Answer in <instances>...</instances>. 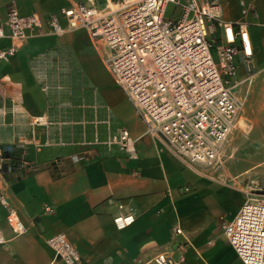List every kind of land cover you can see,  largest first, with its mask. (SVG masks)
I'll return each instance as SVG.
<instances>
[{
	"label": "crops",
	"instance_id": "crops-1",
	"mask_svg": "<svg viewBox=\"0 0 264 264\" xmlns=\"http://www.w3.org/2000/svg\"><path fill=\"white\" fill-rule=\"evenodd\" d=\"M94 1L103 6V0ZM240 1L253 4L256 11L248 21L256 73L242 88L244 108L223 147L222 167L208 172V178L192 172L159 141L144 135L85 32L31 39L8 62L0 63V147L22 143L35 151L41 146L31 171L0 177V193L8 204L0 205V230L6 239L0 247V264H63L45 243L56 234H64L77 250L79 264H153L152 259L162 253L177 260L179 248L183 264H242L222 238L219 224H214L220 218L231 220L245 193L264 183V66L257 65L264 59V48L256 50L251 33L264 28V0H219L233 12L226 17L224 11L226 20L241 18ZM10 4L21 14L41 17L66 1L0 0L2 15ZM98 69L116 92L94 84ZM97 100L110 111L108 115L99 109L100 120L110 124L104 131L119 138L120 130L129 129L133 156L118 147H76L67 152L59 145L77 137L76 124L87 123ZM75 155L84 159L73 163ZM185 187L189 193H183ZM226 196L236 199L231 207L225 206ZM108 198L134 208L131 227L114 228L116 211L103 205ZM46 206L54 213H45ZM9 210L25 226L23 235L14 237L9 230ZM214 229L220 242L212 238Z\"/></svg>",
	"mask_w": 264,
	"mask_h": 264
},
{
	"label": "built area",
	"instance_id": "built-area-1",
	"mask_svg": "<svg viewBox=\"0 0 264 264\" xmlns=\"http://www.w3.org/2000/svg\"><path fill=\"white\" fill-rule=\"evenodd\" d=\"M66 4L45 16L21 14L10 4L0 13V63L8 62L29 40L61 38L83 31L113 83L137 116L144 135L160 142L174 158L201 177L222 167L223 147L236 130L244 108L242 88L256 73L255 53L248 30L256 16L251 3L239 2L240 20L223 19L217 0H65ZM173 6L170 18L167 8ZM242 71V74L239 72ZM119 142L133 156L126 131ZM0 147V177L11 172ZM84 156L71 157L73 163ZM19 172L28 173L31 163L19 155ZM183 193H189L185 187ZM0 205L8 204L0 193ZM103 205L114 209L117 231L135 222L134 208L108 198ZM45 213L52 214L50 206ZM6 222L14 237L25 226L11 210ZM221 233L242 264H264V191H248L235 216L220 218ZM176 235L182 231L175 228ZM63 264H79L80 255L64 234L45 240ZM6 244L0 230V247ZM177 260L162 253L153 264H183V248Z\"/></svg>",
	"mask_w": 264,
	"mask_h": 264
},
{
	"label": "rangeland",
	"instance_id": "rangeland-1",
	"mask_svg": "<svg viewBox=\"0 0 264 264\" xmlns=\"http://www.w3.org/2000/svg\"><path fill=\"white\" fill-rule=\"evenodd\" d=\"M219 1V0H217ZM222 9H223V19H225V15H224V11H226L224 9V6L222 5ZM229 8L227 9L226 11V17L227 16H230L231 13H233L232 11H230ZM173 12V6H170L167 8V11H166V18H170L171 14ZM237 14L239 15V11H238V8H237ZM240 20V18H239ZM237 20V21H239ZM226 21H230V22H234V21H231V20H226ZM264 21V20H262ZM261 27H264V24L261 25ZM262 30H259L258 29H253L251 31L252 33V36L253 38H255V44H256V50H262V48H264V41H262V38H264V28H261ZM260 37V38H259ZM258 67L260 66H264V59H262L261 63L258 62ZM256 65V66H257ZM94 84H98L100 86H103L104 88L110 90L109 92L111 94H113L114 92H116L115 89L111 88V86L109 85V78L106 74H104L101 69H98L96 71H94ZM107 90V91H108ZM120 97L118 96L117 99H119ZM96 99V98H95ZM125 100V99H124ZM98 101V100H97ZM127 101V100H126ZM126 106L129 108L131 114L133 117L134 120L135 118H137V116L135 115V113L133 112L132 108L129 107L130 105L128 104V102H126ZM102 105V102L98 103L93 101V107H92V111L91 113H89L87 115V123L86 124H76V126L78 128H80V131L79 129L77 128V137L76 138H72V139H67V140H61V142L59 143V145H61L62 148H66V151L68 152L69 150H71L72 148H85L86 150H89V149H94V148H101L102 150H108L109 148H112V147H118L122 150H125V148L122 147V145L120 144L119 142V138L118 137H114L113 135H111V133L109 132H106L104 131L105 128H109L110 127V124H107V123H104L103 121L100 120L99 117L100 116V113H99V109H103L105 110L106 114L110 113L109 109L106 108V107H103L101 106ZM128 114V113H127ZM121 115H124V112H121ZM128 120V123L131 119H127ZM127 123V124H128ZM109 126V127H108ZM120 131H127L129 133V129L128 128H125V129H122ZM130 135V134H128ZM130 137V136H129ZM9 145H12L14 146L15 149H19L20 150V154L19 155H23V158L28 161L29 163L31 164H36L37 163V156L35 155L37 150L40 149V147L35 148V151L31 150V149H28L26 150V146L22 143H17V144H9ZM38 152V151H37ZM85 156H88L87 154ZM46 157V156H45ZM43 157V158H45ZM57 159V158H56ZM250 191V189H249ZM251 191H253L254 193L255 192H258V191H264V183H259V185L257 187H253L251 189ZM226 199H227V204L225 206L227 207H231L232 205H234L235 203V198L233 196H226ZM220 221V220H219ZM219 221L218 219L214 221V224L217 225V223L219 224ZM220 229V228H219ZM216 229H214V232L212 233V238L216 241H219L220 242V235L218 234L217 231H215ZM220 234L223 237L222 233H221V230H220ZM220 244V243H219ZM220 248H223V247H220Z\"/></svg>",
	"mask_w": 264,
	"mask_h": 264
},
{
	"label": "trees",
	"instance_id": "trees-1",
	"mask_svg": "<svg viewBox=\"0 0 264 264\" xmlns=\"http://www.w3.org/2000/svg\"><path fill=\"white\" fill-rule=\"evenodd\" d=\"M19 154H20L19 149H14V151L12 153H7V152L2 153V157L6 158L8 160L7 164H9V166L11 167V172L8 174V176H12V175L20 173L19 172V164H18ZM19 178H20L19 176L15 177V179H17V180ZM7 179H9V178H7Z\"/></svg>",
	"mask_w": 264,
	"mask_h": 264
}]
</instances>
